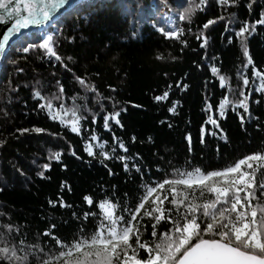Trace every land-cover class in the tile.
Returning a JSON list of instances; mask_svg holds the SVG:
<instances>
[{"label":"trees","instance_id":"trees-1","mask_svg":"<svg viewBox=\"0 0 264 264\" xmlns=\"http://www.w3.org/2000/svg\"><path fill=\"white\" fill-rule=\"evenodd\" d=\"M78 4L82 6L78 14L64 22L58 21L55 30L50 23L28 32L14 42L0 60V140L5 141L0 145V226L10 224V239L39 244L50 254H58L60 249L50 236L40 234L54 224L55 229L50 231L61 241L70 243L81 228L85 233L93 232L102 218L96 205L106 197L113 203L119 202L121 207L127 203L134 208L142 195V184L161 180L166 175L170 177L172 168L219 169L244 155L264 151V92L255 91L259 81L251 76V65L247 69L243 67L246 61L235 36L245 21L252 24L260 19L264 0L251 3L236 0L235 4L230 0L228 5L206 0V4L185 21H180V11L189 4H199V0H80ZM165 5L169 16L163 13ZM208 19L216 22L202 29ZM177 26L184 30L181 39L186 41L185 45L165 38L159 31L160 28L173 30ZM56 30L55 50L66 68L38 48L28 53L15 50L17 45L38 44L46 32L53 31L55 35ZM201 30L207 37L203 49L196 39ZM229 36H232L231 43ZM246 36L254 65L264 70V25L257 24ZM157 55L163 59H157ZM69 56L70 61L66 59ZM212 65L218 68V74L210 71ZM17 68L23 71L18 72ZM238 73L248 76L250 81L245 94L249 95L251 115L245 117L243 127L231 107L223 118L215 111L228 92V87L220 86L219 76H226L228 86L237 89L235 95L229 93V99L235 102L242 86ZM77 76L84 77L101 97L112 98L101 102L107 112L114 108L122 110L119 116L122 129L112 121H109L111 131L103 128L102 110L92 101L96 93H86L76 81ZM57 81L63 85L66 107L73 104L71 97L76 96L75 103L84 104L90 110L79 113L87 117L81 121L80 135L72 133L59 121L50 120L47 111L37 108L40 100L34 97V89L46 96L57 93ZM184 84L188 87L181 91ZM164 91L169 92L168 98L155 101L154 97ZM84 96L87 100L79 99ZM173 101L178 104L175 112L169 113ZM206 101L213 106L212 112L207 110ZM54 103L59 109V102ZM236 111L243 115L242 109ZM93 113L97 115L95 124L91 123ZM209 115L218 118L226 139L205 123ZM202 124L206 130L217 132V135H208L206 131L204 143L200 142ZM34 127L47 132L21 134L17 131ZM93 131L98 143L105 142L103 150L113 158L101 157L97 143L89 140ZM113 133L124 141L128 149L126 155L139 154V159L129 162L128 172L115 158L125 153L118 147L114 154L111 151ZM187 134H191V152L185 139ZM85 141L93 142L94 156L84 151ZM69 145L75 156L69 151ZM57 150L61 151L60 162L49 161V152ZM132 162L142 165L141 172L131 169ZM44 163H50V168L44 170L41 178L37 172ZM254 180L256 184L264 180V169L257 171ZM86 195L92 198L93 205L84 201ZM61 199L68 206L60 207ZM50 200L54 204L50 205ZM85 213L95 216L89 215L85 220ZM142 224V240H150L151 221L144 218ZM167 227L169 225L158 231H165ZM31 264L37 261L32 259Z\"/></svg>","mask_w":264,"mask_h":264},{"label":"snow or ice","instance_id":"snow-or-ice-1","mask_svg":"<svg viewBox=\"0 0 264 264\" xmlns=\"http://www.w3.org/2000/svg\"><path fill=\"white\" fill-rule=\"evenodd\" d=\"M230 0H216L218 5H228ZM252 0H250V3ZM232 4L236 0H231ZM206 0H199V4H189L179 13L180 21L190 20L194 11L201 5H205ZM82 9L76 0H0V24H8L0 35V58L6 56L10 42L22 29H29L30 26L43 27L52 24L54 30L56 23L64 22L74 14H78ZM217 19H223L218 17ZM216 21L208 19L202 29H208ZM257 24L264 25V12H261L260 19L249 24L245 21L235 36L240 42L243 57L246 63L243 67L247 69L251 65V76L258 80L255 91L264 92V70L258 69L250 56L247 46L246 34H251ZM159 31L165 38L179 40L182 45L186 44L181 37L184 30L175 27L173 30ZM189 31H191L189 29ZM56 30L46 32L39 43H27L26 46L17 45L15 50L28 53L33 49L43 50L45 56L52 57L61 62V66L67 67L63 58L55 50ZM196 39L200 41V48H206L207 37L201 30ZM229 43L232 36L228 37ZM157 59H163L157 55ZM205 57H202L204 59ZM71 60L72 57H67ZM173 60L175 57L172 58ZM15 64V61H12ZM199 67V65H197ZM17 71H23L17 68ZM210 71L216 75L218 68L215 65L210 67ZM167 75V74H165ZM242 79V86L239 87V99L233 102L229 99V93L235 95L237 89L228 86L227 77L220 75L219 83L221 87H228V92L220 99L215 107L219 118H223L229 107L236 112L241 126H244L245 117H250L249 95L245 94V87L249 86V78L242 73H238ZM76 81L83 87L86 93H96L92 97L93 103L97 104L102 110L103 128L111 131L109 121L123 128L119 119L120 112L114 108L107 112L101 100H111V97H101L96 92L94 86L86 83L84 77H75ZM40 84L39 81L36 82ZM59 91L51 95H42L41 91H33L34 97H38L40 103L37 108L47 111L48 118L59 121L62 126H68L72 133L80 135L82 131L81 121L86 120V116L79 115L80 112L90 110L84 104L75 103L76 96L71 97L73 104L66 107L64 103V88L57 81ZM180 88V81L176 82ZM171 87V85H169ZM184 84L181 91L187 89ZM112 91H115L113 88ZM249 93L252 89L248 88ZM169 96L168 91L162 95H156L155 101L166 100ZM80 100H87V96L79 97ZM55 102H59L57 109ZM178 101H173L168 108L169 113H174ZM206 108L209 112L213 111V106L207 101ZM139 107L138 105H133ZM243 110V115L236 111ZM72 119H66L68 114ZM97 115H91V123L95 124ZM206 124L213 126L219 131L222 138L226 139L223 130L220 129L218 118L209 115ZM171 127V125H169ZM21 134L35 132L37 134L47 132L46 129L34 127L32 129H17ZM217 135L216 131L206 130L202 124L200 127L201 143H204V136ZM56 136V133H49ZM151 138L149 137V140ZM185 139L188 141V150L191 152V134H187ZM90 141H97V135L93 131L89 137ZM135 141V136L132 137ZM5 141L0 140V145ZM104 143L100 142L96 147L100 148V155L104 160L113 158L109 152L104 151ZM111 149L116 152L117 147L122 155L115 158L122 162L125 172L130 170L129 162L139 159V154L135 157L126 155L128 152L124 141L112 135ZM73 156L71 145L68 146ZM84 151L91 157L95 153L92 143L85 141ZM49 161L60 162L61 151H50ZM107 167V165H105ZM42 170L37 172L41 178L44 177V170L50 168V163H44ZM142 165L135 162L131 163V169L141 172ZM259 169H264V151H256L242 158L235 160L234 163L213 170H202L200 167L189 169L172 168L170 177L158 181H149L142 184V195L138 198V203L134 208L128 207L127 203L121 207L119 202L113 203L107 197L96 205L101 210L102 218L91 233H85L80 229L77 238L70 243H65L54 235L50 229L54 230L55 225H50V229H45L41 236L51 237L60 249L58 254H50L44 251L39 244H26L25 240L11 238L12 226L10 224L0 226V262L3 264H31L35 259L37 264H264V180L256 184L254 177ZM112 175L111 169L108 170ZM63 186V182H62ZM259 190V196H257ZM84 201L88 205H93L90 196H84ZM49 204H54L49 201ZM60 207H66L64 201H59ZM142 215H139L141 214ZM126 214V215H125ZM75 216V213H73ZM94 213H85V220ZM149 218L151 221V238L142 240L144 225L142 220ZM169 225L165 231H158V228ZM66 249V250H65ZM142 250V252H141ZM39 254V255H38ZM146 254V255H145ZM45 257V258H41Z\"/></svg>","mask_w":264,"mask_h":264},{"label":"water","instance_id":"water-1","mask_svg":"<svg viewBox=\"0 0 264 264\" xmlns=\"http://www.w3.org/2000/svg\"><path fill=\"white\" fill-rule=\"evenodd\" d=\"M80 0H76V2L78 3ZM11 22H8V24H0V35H2L3 31L6 30L7 26H10ZM41 27H37V26H30L29 29H22L20 34H17L16 37H14L12 39V41L10 42V45H12L14 42H16L18 39H20L22 36H24L25 34H27L30 31L39 29ZM11 47V46H10ZM9 47V48H10ZM1 60V58H0Z\"/></svg>","mask_w":264,"mask_h":264},{"label":"rangeland","instance_id":"rangeland-1","mask_svg":"<svg viewBox=\"0 0 264 264\" xmlns=\"http://www.w3.org/2000/svg\"><path fill=\"white\" fill-rule=\"evenodd\" d=\"M167 9H168V8H167V6L165 5V7H164V9H163V13H164L166 16H167V15L169 16V13H168ZM57 109H58V108H57ZM66 119H68V120H71V119H72L70 113L67 115ZM90 143H92V145H93V149H94V144H93V142H90ZM95 143L98 144V138H97V141H95Z\"/></svg>","mask_w":264,"mask_h":264}]
</instances>
